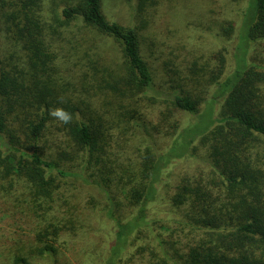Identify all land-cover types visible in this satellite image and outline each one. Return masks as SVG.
<instances>
[{
	"label": "trees",
	"instance_id": "trees-1",
	"mask_svg": "<svg viewBox=\"0 0 264 264\" xmlns=\"http://www.w3.org/2000/svg\"><path fill=\"white\" fill-rule=\"evenodd\" d=\"M43 1L0 0V33H11L17 47L5 57L0 34V195L19 184L31 206L46 215L52 206L45 205L60 192L62 179L96 184L115 231L110 255L96 257L95 264H264V60H250L253 44L264 41V0H248L244 17L248 11L250 20L238 30L232 22L224 27V34L238 38L236 64L221 81L226 58L215 54L209 84L217 89L210 100L199 80L190 89L157 90L139 31L108 20L102 0H70L51 23ZM55 23L65 32L77 24L81 42H91L86 35L114 42L122 62L118 67L107 62L100 70L85 64L75 85L68 80L60 85L52 78L58 67ZM245 34L250 44L239 67ZM204 103L218 104L219 109L213 106L217 118L186 140L196 123L181 125L179 112L198 122ZM53 107L71 113L72 121L62 124L50 117ZM50 126L70 149L59 148L57 159L40 147ZM137 139L140 144L134 146ZM186 158L199 168L180 181L169 201L160 199L166 168ZM62 159L76 163L65 170ZM160 200L180 214L175 226L153 220L158 213L151 206ZM45 215L36 253L53 257L61 234L76 228L71 222H49ZM162 231L185 238L165 241ZM140 234L154 246L137 244ZM15 264L30 263L18 256Z\"/></svg>",
	"mask_w": 264,
	"mask_h": 264
},
{
	"label": "rangeland",
	"instance_id": "rangeland-1",
	"mask_svg": "<svg viewBox=\"0 0 264 264\" xmlns=\"http://www.w3.org/2000/svg\"><path fill=\"white\" fill-rule=\"evenodd\" d=\"M69 1H43V13L49 23L52 22V18H56V14H60L61 9ZM247 4L248 0H144L141 6L140 0H102V7L108 20L134 27L139 31L142 54L152 68L157 90L167 91L173 88L171 91H174L180 90V87L190 89L196 84V80H199L209 100L217 89V86L209 84L210 71L217 64L215 54L223 52L226 58V70L221 81L233 73L236 64L234 50L238 44L237 35L230 37L224 34L223 29L232 22L238 30L241 23L246 24L250 20L248 11L247 17H244ZM55 25L58 29L56 35L58 39L55 43L58 48L56 61L58 67L53 71L52 78L54 77L60 85H66V80L75 85L79 71L82 75L86 71L85 64H94L100 70L107 62L111 63L112 67L115 65L118 67L122 62V54L114 42L103 40L100 43L99 39L93 40L89 35L85 38H89L91 42H81L78 41L80 30L77 24L73 23L66 32L59 28L58 23ZM0 34L4 56L14 54L17 47L11 33H7L4 29ZM249 44L245 34L238 55L239 67L246 62L244 51ZM256 59L264 60V41H259L252 46L250 60ZM16 60L17 58L14 57V60L9 62L14 63ZM90 72L94 73L95 70L90 68ZM66 89L70 94V88L67 86ZM217 105L216 103L207 106L204 103L198 122L189 114L179 112L181 125L189 126L196 123L194 131L186 135V140L191 139L194 136L193 133L203 132L214 122L217 117L213 106L219 109ZM134 132L135 129L132 128L128 132L130 140ZM133 143L134 146L140 144L138 139ZM40 147L54 154L55 159L58 158L59 148L70 150L63 142L61 133L52 126L40 142ZM75 163L72 164L75 165ZM60 164L65 170L72 165L63 159ZM198 165L192 158H186L175 161L169 171L166 168L160 199L169 201L180 181L188 173H195L199 168ZM207 167L203 164L201 166V168ZM75 169L80 170L77 166ZM88 173L90 171L85 172L84 175L87 176ZM99 188L96 184L87 183L82 178L62 179L60 192L56 193L53 202L45 205V207L50 204L52 206V210L46 215L31 206V198L26 197L25 190L19 184L15 185L10 194L6 196L1 194L0 264H15L18 256L27 258L30 264H95L96 257L100 255V259L105 255L108 257L115 223L106 218V202ZM157 202L151 206L158 213V218L154 216L153 220L163 219L168 224L171 221L170 225L175 226V220L181 218L180 214L164 202L165 205H162L161 200ZM44 215L49 222H71L76 228L75 233L65 230L61 234L60 243L56 244L58 252L53 257L38 256L36 253V248L41 246L36 240V235ZM115 215L118 213L115 212ZM180 236L185 238L182 234ZM180 236L173 237L170 233L162 231L160 238L165 241L179 240ZM145 240L143 234H140V241L136 243L140 246L147 244L154 246L153 243L145 242ZM32 249L35 254L30 253ZM141 256L140 253V258Z\"/></svg>",
	"mask_w": 264,
	"mask_h": 264
},
{
	"label": "clouds",
	"instance_id": "clouds-1",
	"mask_svg": "<svg viewBox=\"0 0 264 264\" xmlns=\"http://www.w3.org/2000/svg\"><path fill=\"white\" fill-rule=\"evenodd\" d=\"M63 103V100L60 101ZM49 116L58 120L62 124H68L72 121V115L62 107H53L49 109Z\"/></svg>",
	"mask_w": 264,
	"mask_h": 264
}]
</instances>
